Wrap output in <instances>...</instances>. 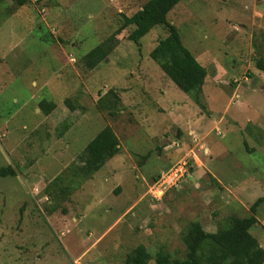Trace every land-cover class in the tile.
<instances>
[{
  "label": "rangeland",
  "instance_id": "374dc122",
  "mask_svg": "<svg viewBox=\"0 0 264 264\" xmlns=\"http://www.w3.org/2000/svg\"><path fill=\"white\" fill-rule=\"evenodd\" d=\"M147 1L0 0V264H174L186 237L230 215L256 216L264 250V201L252 209L264 197V0H180L169 13L197 60L223 74L213 98L152 58L168 27L135 41L137 27L121 25ZM101 44L115 47L90 68ZM147 83L167 92L163 108L142 102ZM188 97L180 128L200 115L206 136L171 156L178 126L161 112ZM107 125L122 151L88 178L78 156ZM182 160L190 174L155 198L156 179Z\"/></svg>",
  "mask_w": 264,
  "mask_h": 264
},
{
  "label": "trees",
  "instance_id": "16d2710c",
  "mask_svg": "<svg viewBox=\"0 0 264 264\" xmlns=\"http://www.w3.org/2000/svg\"><path fill=\"white\" fill-rule=\"evenodd\" d=\"M15 1L25 5L30 0ZM179 1L148 0L132 16L123 15L121 25L137 27L133 37L135 41L158 25L168 27V36L159 41L151 56L181 89L198 94L203 92V84L208 75L207 69L183 43L178 27L168 20L169 13ZM114 47L115 45L106 47L105 44H101L92 49L88 54V66L94 68L103 62ZM258 67L264 70V63L259 61ZM114 91L121 99L119 91L116 89ZM111 92L113 93V90ZM120 150L121 142L118 135L112 126H105L78 156L83 163L81 171L88 178H92ZM7 174L8 169L0 168V175ZM260 201H264V197L259 198L252 208L253 211ZM257 220L256 216L230 215L222 222L217 232H198L192 237H186L189 255L185 260H176L174 264H264V250L251 233V228ZM134 261L133 264H143L139 258H135ZM159 264H166L164 258Z\"/></svg>",
  "mask_w": 264,
  "mask_h": 264
},
{
  "label": "crops",
  "instance_id": "0c3cea01",
  "mask_svg": "<svg viewBox=\"0 0 264 264\" xmlns=\"http://www.w3.org/2000/svg\"><path fill=\"white\" fill-rule=\"evenodd\" d=\"M156 47V46H155ZM197 59V58H196ZM214 63H216L215 64V66L216 67H218L219 69H220V66H222L223 67V65L222 64H220V63H218V62H214ZM200 64L201 65H203L206 69H207V72H208V75H207V77L205 78V83L203 84V93L205 94H208L209 95V97H210V95L212 96V98H213V96H214V93H212V91H208L209 90V88H213V87H217L218 85H221V84H219L220 82H218V79H219V77H221L222 78V76H223V74H221L219 71H218V73H216L215 75L211 72V66H209V64L207 65H205V64H203V63H201L200 62ZM139 81H141V78H139L138 79ZM175 83V82H174ZM147 85V93L145 94V95H143V97H144V99H142V102H147L148 104L149 103H151L152 104V110H154L155 108L156 109H160L161 107L163 108L166 104H162V102H161V98L162 99H165V97H166V93L167 92H165V94L163 95V94H161L162 96H161V98H158L157 96L160 94V92L159 91H157V89H156V86L154 85V84H151V83H147L146 84ZM223 85V84H222ZM225 85V84H224ZM119 91H123V89H119ZM149 91V92H148ZM236 92V91H235ZM121 93V92H120ZM212 93V94H211ZM236 94V93H235ZM121 96H122V93H121ZM123 97V96H122ZM147 99H148V101H147ZM188 102L186 103L187 104V106L186 107H184V106H180L179 108H178V105H174V106H172V107H170V109L168 110V109H165L163 112H161V113H163L164 115H167L168 117H170L171 116V119L173 120L174 119V123L178 126V130H177V135H179L178 136V138H176L174 141H173V144L172 145H174V146H177V147H179L174 153H172V155L171 156H181V154H180V151H182V149H183V145H187L188 144V140L187 139H190V140H192V139H194L195 141L197 140V138H195V137H200L201 139L202 138H204L205 136H206V134H203L204 132H205V130H206V128H207V124H206V122H207V118L205 119L204 117H201L200 115L196 118V119H192L191 121V123H189V125L191 126H193L192 127V129H190L188 132L187 131H185V130H183V129H181L180 128V126H183V125H186L187 123H188V118L186 117V115L187 114H189L188 112H187V109H189V108H187L189 105L191 106V108H192V104H191V99L188 97ZM151 101V102H150ZM124 102V101H123ZM210 102H212V101H210ZM145 104V103H144ZM182 108H187V109H185L184 111H186V112H184V114H182L183 115V119H185L184 121H182L183 119H182V117H181V115H180V110L182 109ZM190 110V109H189ZM186 114V115H185ZM214 117L215 116H217V115H213ZM186 117V118H185ZM220 121H224V116L223 115H221L220 116ZM146 119V123H147V125H149V126H152L153 127V129H155V121H153V122H150V117L147 119V118H145ZM191 119V118H190ZM189 119V120H190ZM210 119V118H209ZM217 120L218 119H216V117H215V123H217ZM144 123V122H143ZM202 136V137H201ZM121 142V141H120ZM209 150V149H208ZM122 151V146H121V150H120V152ZM119 152V153H120ZM195 156H197V155H195ZM106 165V164H105ZM104 165V166H105ZM103 166V167H104Z\"/></svg>",
  "mask_w": 264,
  "mask_h": 264
},
{
  "label": "built area",
  "instance_id": "2783aa9c",
  "mask_svg": "<svg viewBox=\"0 0 264 264\" xmlns=\"http://www.w3.org/2000/svg\"><path fill=\"white\" fill-rule=\"evenodd\" d=\"M190 170L192 169L188 161L182 160L163 171L151 188L154 197L161 199L167 190L180 187L186 176L190 174Z\"/></svg>",
  "mask_w": 264,
  "mask_h": 264
}]
</instances>
